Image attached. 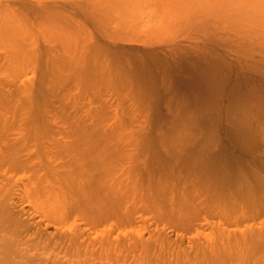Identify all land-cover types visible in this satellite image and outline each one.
<instances>
[{
    "label": "bare ground",
    "instance_id": "6f19581e",
    "mask_svg": "<svg viewBox=\"0 0 264 264\" xmlns=\"http://www.w3.org/2000/svg\"><path fill=\"white\" fill-rule=\"evenodd\" d=\"M110 1L74 4L83 13L80 22L75 11L54 0H0V68L32 73L26 84L0 78V264H264V232L228 230L264 211V177L256 165L248 167V177L244 168L220 176L215 165L191 154L154 169L139 160L137 147L119 144L118 105L111 125L87 113L94 100L104 110L121 101L143 112L142 97L172 90L176 80L204 95L232 92L233 106L213 105L235 113L237 119L229 121L233 136L252 154L264 131V1L210 6L217 12L221 5L227 13L209 9L210 18H203L208 23L200 19L195 30L190 24L193 44L202 39L201 26L206 41L201 48L181 46L179 31L168 35L173 25L168 20L158 28L144 20L151 25L142 22L138 30L133 22L138 15L132 20L129 6L122 9L127 0ZM164 12L160 15L169 10ZM132 44L149 51L121 64L118 55L126 50L117 47ZM218 47L223 50L216 52ZM68 89L74 94L61 104L57 95ZM87 92L85 115L69 112L85 104L73 97ZM206 120L214 125L218 119ZM135 224L144 227L135 234L125 231ZM211 226L217 237L210 233L201 240L200 230Z\"/></svg>",
    "mask_w": 264,
    "mask_h": 264
},
{
    "label": "rangeland",
    "instance_id": "374dc122",
    "mask_svg": "<svg viewBox=\"0 0 264 264\" xmlns=\"http://www.w3.org/2000/svg\"><path fill=\"white\" fill-rule=\"evenodd\" d=\"M47 1L51 4L53 3V0H45V2H47ZM50 1H52V2H50ZM108 1H110V0H108ZM209 1H211V2L213 1V2L211 3ZM249 1L251 2L252 0H249ZM56 2L59 3L57 5L66 6V9H71V11L72 10L75 11L73 14L77 15V19L79 17L82 20H80V19H78V20L80 22L83 21L84 17H82V15H83L82 11L77 9V8H79V6L75 7V5H77L79 3L82 4L83 0L82 1L81 0H54L55 4H56ZM110 2H113V0ZM122 2H123V0H122ZM127 2H128V5L122 7V9L126 8V7L128 8V6H129V8L131 10H129V9H126L127 11L125 9L124 10L126 12H128V10H129V13H130V11L133 12V13L131 12V16H129L132 20H133L132 16L134 15V13H136L135 15H138L136 17L137 18L139 17L138 20L140 19L139 20L140 22L137 20L136 17L133 16L135 19V20H133V22L136 21V23L138 25V27H137L138 30L140 28L143 29V27L145 25H146L145 27H147V25H151V24L154 25L156 23H159V24H157V28H158V25L161 26L160 25L161 21L163 24L164 22H166L168 20L166 22L167 25H168V22H170L169 27L171 24H173L175 26L174 28L176 29L175 30L173 28V25H171L172 27L170 28V30H173V29L174 30L170 31L168 29L170 32V33L168 32V35L169 34L172 35V32H175V31H177V33L180 32L178 36L182 35L180 37L182 39L179 38V43L181 46H184L185 48H191L193 45L198 46V48H201L203 45L206 44V41L204 40L205 38H203V35L199 34L200 31L202 30L201 26H200V29H198L199 32H197V35H198V37H200V39L201 38L202 39L199 42H196V44L195 43L193 44V41L190 39V37L194 38V36H196L194 34L195 33L194 30L196 28H194L193 25L195 26L196 22L198 24V21H200L199 22V24H200L204 19L206 20V19H208V17L210 18V16H209V15H211V14H209V13H211L210 10L215 11V8L214 9L212 8L213 9L212 10V9H210V6L217 8V6H219V4L224 3L223 0H216V1L215 0H207V1L204 0V2H207V4H208V6H207L206 3H203V0H194V2H193V0H127ZM226 2H227V0H225V3ZM116 3H117L116 6L118 8H119V6H122V3L120 5H119L118 1ZM213 3H215V5ZM216 3H217V5H216ZM124 4H127L126 1L124 2ZM181 4H182V6H181ZM187 4H188V6H187ZM249 4H252V3H249ZM174 5H175V9L173 8ZM177 5H178V8L183 7V11H184L183 12L181 10V12H180V9H177V10H179L178 11L179 16H177L178 14H176ZM183 5H185V6H183ZM226 5H229V4H226ZM226 5H224V7H226ZM230 6H231V4H230ZM263 6H264V4H263ZM185 7H186V9L184 10ZM224 7H222L220 5L219 8L220 9L223 8V10L221 9L220 12L222 11L225 14V12L227 13L226 8H228V6L226 8H224ZM234 7L231 9L232 11L231 10H229V11L234 12L233 11V10H235ZM196 8H198L199 10ZM120 9H121V7H120ZM172 9H174V10H172ZM218 9H217V12L215 11L214 13L219 14L220 12H218ZM124 10H122V12H124ZM165 10H167V11L169 10V12L167 13V11H165ZM190 10H191V12H190ZM164 11L167 14L166 15L162 14V16H161L160 13H162ZM165 12H164V14H165ZM170 12L171 13L173 12L174 16L172 14H169ZM197 12H201V14L197 13ZM193 13L199 14L196 16L194 15L196 20H197L195 22H194V20H193V22H191L192 18L195 19L193 16ZM202 13H204V14H202ZM78 14H79V16H78ZM190 14H191V16H190ZM218 14H217V16H218ZM221 14L222 13H220L219 16ZM206 15H207V18H206ZM230 15H232V14H230ZM215 16H216V14H215ZM171 17H173V18H171ZM212 17H214V15ZM144 20L149 22V23L151 22V24H147V22H145ZM152 20H154V21L152 22ZM159 20H160V22H159ZM163 20H165V21L163 22ZM205 20L203 22L208 23L207 21H209L210 19L207 20L206 22H205ZM173 21L175 23H173ZM178 21L181 23H179ZM142 22L145 25L139 27V25H142L141 24ZM184 22H185V24H184ZM88 23H90V22L88 21L87 24ZM177 23L181 24L180 27H179V25L176 26ZM191 23H194V24H192V27L194 28V30L191 29L192 27H189ZM91 25L92 24L90 23V26H88V27L89 28L92 27ZM167 25L165 24V26H167ZM201 25H202V23H201ZM150 27H152V26H150ZM176 27H178L179 29H177ZM186 27H187V29L184 30ZM188 27L194 33L191 32V30ZM195 27L199 28V26H195ZM155 28H156V26H155ZM180 28L181 29L183 28V29L180 30ZM90 29L92 30L93 28H90ZM150 29H152V28H150ZM165 29H166V27H165ZM165 29H162V30H165ZM254 29H257V28L254 27ZM140 31L143 32V30H140ZM244 31H246V29H244ZM244 31H243V33H245ZM250 31H254V30H250ZM249 32L247 31L246 33H249ZM255 32H258V31L255 30ZM175 33H174V35L177 34V33L176 34ZM166 34H167V32H166ZM201 34H203V33H201ZM141 35L143 36L142 33H141ZM141 35H140L141 38L139 37V39L142 41L143 37ZM189 46H191V47H189ZM195 46H193V47H195ZM43 48H44V45L41 46L42 50H43ZM56 48H58V47L56 46ZM117 48H118V50H120V49L122 50L124 48H125L124 50H126L125 54H124L125 56L123 54L118 55V57L121 56L119 59L121 64H122L123 60H126V59H127L126 60L127 62L133 61L135 58V55L137 53H138L137 54L138 56L142 55V57H143L144 53L146 55L147 51H149V49L144 48L142 46V44H140V45H137V44L133 45L132 44V46L131 45H125L124 47L122 46V48L121 47H117ZM215 49H216V52H221L223 50L222 48L220 49L219 47L215 48ZM228 56H229V58H231V59H229L230 62L233 63V65H234L235 56L231 53ZM13 69H14V67L10 68L7 66H6V70H5V67L2 68V70L0 68V78H2V76L4 75L5 76V78L3 76L4 80L10 79V83L12 82L11 80H13L14 83L17 82L15 84H20L21 82H23V84H24L25 82H28V80L30 81V79L32 81V73L31 72H29V71L26 72V70H24L22 72V70L19 71V69H14V71H13ZM9 71H10V73H8ZM18 72H20V74ZM189 72H191V70ZM35 78L36 77H34V80H35ZM230 78H231L230 84L232 85V82L234 80V76L231 75ZM17 79H19V80H17ZM36 81H37V79L35 80V84H37ZM27 84H29V83H27ZM7 88H9V86H7ZM72 89H74V88H72ZM72 89H68L66 91L62 90V91H60L59 95H57V98H59V100H61L60 101L61 104L63 103L62 101L64 99L68 98L70 93H71V95H72V93L74 94V90H72ZM62 93H65L66 95L62 94ZM227 93H229V94H227ZM227 93L225 92L224 94L219 95V96L218 95L210 96V94L204 95L202 90L196 91V90L190 89L188 83L183 82V81L181 82L180 80H176L174 82V88L172 90L153 92L151 95L142 97L143 98V100H142L143 101V112L137 111L133 108L130 109V108H128V104H130L129 102L128 103H121V101H120V103L118 102L117 104L114 102L111 108H109L108 110H104L103 109L104 107L101 106V105H103L101 103V101H99V100L97 101L94 99H93L94 102L92 101L93 102L92 107L90 105L91 110H88V108L86 107L88 105L86 103H87L88 97L91 96L90 93L88 94V92L85 95L82 93L83 95L82 94L80 96L75 95V98L73 97L74 100H76V99L79 100V98H81V100H83V103H85V104H83L85 106L81 105L82 108L81 107L79 108L81 111H79V109H78V110H76V112H74L73 108H70L69 106H68V108H70V109H67V110L73 114H77V112H78L79 114H77V115L81 114V116L82 115L84 116L86 113L85 111L88 110L89 112L87 111V113H89V115L91 112H93V113H91L90 117L95 116L97 119L101 118V120L104 117L105 120L107 119L104 124L111 125L112 124V117L114 114L113 110L116 108V105H118L119 108H117V110H116V112H117L116 116L118 117V120H119L118 122H120V123L122 122V124H120V125H122V127L120 128L122 133H121V141L119 142V144H121V146H125V144L127 146L128 144H130V146H132V147L134 146L133 148L137 147L136 148L137 151L140 150L139 155H141V153H142V155H141L142 157L141 156L138 157L139 160L143 159V161L146 163L150 162L154 166V169L155 168L157 169L158 166L156 167V165L159 164V166H160V164H162L161 162H163V161L169 160L168 162H172L174 160H177V158H178V160H180V158H181L180 156H182V159H185L189 155L193 154L196 157H200L197 160L201 161L203 164L207 161L208 163L206 162V164L210 163V164L215 165V167L218 169V170L216 169L217 170L216 173L220 176L221 175L223 176L225 174L226 175L229 174V175L233 176V175L237 174V172H240L241 168L242 169L244 168V171L246 169L244 175L248 177L250 174L248 171V167L256 165L255 170H258V173L260 172L259 174H261V176L264 177V169H262L263 168L262 165L264 163L263 162L264 161V143H263L264 142V131L260 132L259 135L261 137L259 135H256V138H257V136H259L258 139L260 141L263 139V141L259 142L257 149H255V151L252 152L253 155L251 154V152H248V149L246 148L244 141L237 142L238 144L236 143L237 140L233 136L234 135V132H233L234 129L230 123L233 124L234 123L233 120L234 119L236 120L237 118L234 115L235 114L234 112L231 113V111H225L226 112V114H225V112H224L225 109H223L224 105H227V106L229 105L230 107L233 106L235 104L233 102V100H235V98L231 95L232 92H227ZM86 96H87V98H86ZM73 99L71 98L70 100H73ZM60 102H58V103L60 104ZM215 102L216 103L217 102L223 103V108H222L221 112L219 111L221 108L217 109L216 106L213 105V104H215ZM70 103H71V101H70ZM207 103H209V104H207ZM228 103H230V104H228ZM151 104H152V106L149 107ZM203 104L204 105L206 104L205 109L203 108L204 107ZM69 105L71 106L72 103ZM56 106H58V104ZM207 106L208 107L210 106L209 108L211 110ZM212 108H214V109L216 108L218 111H216V109L215 110L213 109V111H212ZM228 112H230L232 115L228 114ZM100 115H102V116H100ZM90 117H88V118L86 117L84 119L88 120V119H90ZM95 117H92V118H95ZM233 117H234V119H233ZM205 118L207 120L211 119V118L212 119H218V120H217V123L214 122L215 123L214 125L213 124L208 125L207 123H204ZM227 118L230 120H227ZM192 120H193V122H192ZM89 121H87L88 122L87 124H89ZM229 121H230V123H229ZM262 121L264 122V120H262ZM191 123H193V124H191ZM197 125H198V127H197ZM231 128L233 130H231ZM230 131H231V133H230ZM208 138H209V140H207ZM132 147L131 148L129 147L130 149L129 148L128 149L131 150V149H133ZM179 153H181V155ZM120 158H122V157L119 156V158H118L116 156V157H114V160L115 159L120 160ZM172 159H174V160H172ZM250 161H251V163H250ZM238 165H239L240 169L235 168L236 166L238 167ZM257 167H259V168H257ZM153 172L157 173V171H153ZM153 172H152V174H153ZM247 173H249V174H247ZM134 226L135 227L132 226L133 228H130V227L126 228L125 231L128 232V230H129L130 233L135 234L137 232H140L139 229H141V227H144L141 224H135ZM208 228L210 230H208ZM208 228H205L206 231L203 228L202 230L204 232L202 230H200L201 232L199 231L200 232L199 238H200V235L202 234L201 238L203 237L205 239H208L207 236H209L210 233H211V235H213V237L215 236L214 238L217 237L218 233H217V230L215 229L216 227L213 226L214 229H212V226L208 227ZM257 228H259V229H257ZM233 229H235V231H237V234L240 232L242 233V231H243V233H246V235H248L249 233L254 232V231L264 232V211L262 212L261 215L259 213V216L254 218V221H252V220H250V222L244 221L243 223L241 222V223H238L237 225H234V227L232 225L231 229H230V227H228V230H233ZM250 229H252L254 231L251 230V232H244V231H250ZM142 230H144V228H142ZM141 232L143 234H145L144 233L145 231H141ZM206 233H207V235H206ZM204 234L206 237L204 236ZM203 238L201 240H204ZM210 238H212V236H210ZM260 256H261V254L258 257H260Z\"/></svg>",
    "mask_w": 264,
    "mask_h": 264
}]
</instances>
